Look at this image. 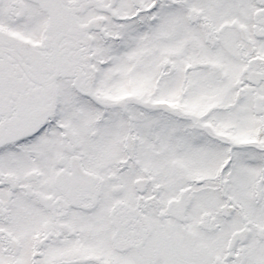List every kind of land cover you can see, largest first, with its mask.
Masks as SVG:
<instances>
[{
  "label": "snow or ice",
  "instance_id": "6c2138e0",
  "mask_svg": "<svg viewBox=\"0 0 264 264\" xmlns=\"http://www.w3.org/2000/svg\"><path fill=\"white\" fill-rule=\"evenodd\" d=\"M0 264H264V0H0Z\"/></svg>",
  "mask_w": 264,
  "mask_h": 264
}]
</instances>
